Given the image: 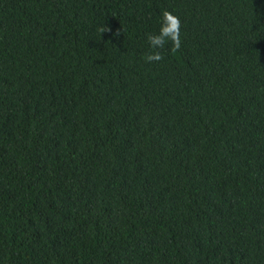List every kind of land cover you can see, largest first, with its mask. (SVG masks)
I'll return each mask as SVG.
<instances>
[{
  "label": "trees",
  "instance_id": "trees-1",
  "mask_svg": "<svg viewBox=\"0 0 264 264\" xmlns=\"http://www.w3.org/2000/svg\"><path fill=\"white\" fill-rule=\"evenodd\" d=\"M0 264H264V0H0Z\"/></svg>",
  "mask_w": 264,
  "mask_h": 264
},
{
  "label": "clouds",
  "instance_id": "clouds-1",
  "mask_svg": "<svg viewBox=\"0 0 264 264\" xmlns=\"http://www.w3.org/2000/svg\"><path fill=\"white\" fill-rule=\"evenodd\" d=\"M180 29V18L169 10H163L160 27L157 32L146 35L149 51L143 56L144 62L154 63L161 61L163 59L162 50L169 45L171 46V51H178L182 45ZM101 31L109 32L111 29L106 27Z\"/></svg>",
  "mask_w": 264,
  "mask_h": 264
}]
</instances>
